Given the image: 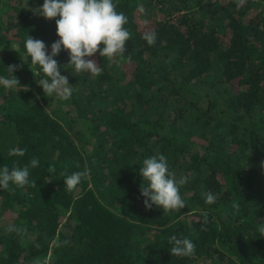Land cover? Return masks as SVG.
Returning <instances> with one entry per match:
<instances>
[{"label": "trees", "instance_id": "trees-1", "mask_svg": "<svg viewBox=\"0 0 264 264\" xmlns=\"http://www.w3.org/2000/svg\"><path fill=\"white\" fill-rule=\"evenodd\" d=\"M43 2L0 0V76L14 65L20 83L0 85V169L29 165L35 184L0 188V264H264V0H113L125 55L97 52L94 76L62 49L68 100L44 96L24 59L28 36L49 55L59 39L34 14ZM160 154L187 177L180 211L144 206L140 167ZM85 169L67 191L64 176ZM173 235L195 253L171 255Z\"/></svg>", "mask_w": 264, "mask_h": 264}, {"label": "clouds", "instance_id": "clouds-1", "mask_svg": "<svg viewBox=\"0 0 264 264\" xmlns=\"http://www.w3.org/2000/svg\"><path fill=\"white\" fill-rule=\"evenodd\" d=\"M243 0H241V3ZM34 14L42 16L46 20L55 19L57 41L51 45V55L46 51V45L39 39L30 36L25 41L26 57H31V66H39V71L33 73L41 76L37 84L42 87L44 96H56L61 100H68L72 95L68 78L61 75L60 65L54 59L61 50H65L69 55V63L77 73H91L99 76L103 69L98 67L95 59H90L97 52L102 58L113 61L117 57L125 55L126 43L131 38V33L125 27L128 20L122 11H117V5L113 0H44L42 7L34 9ZM140 11L144 9L140 6ZM58 17V19H57ZM149 46L156 43L154 32H145L142 36ZM103 45V47H101ZM12 73L10 78L0 76V85L6 88H15L20 85L18 78L13 74L16 66L7 67ZM26 149L11 150V155L23 156ZM38 159L33 157L30 167L38 166ZM50 171H55L50 169ZM29 165L13 167L8 166L0 169V188L9 189V185L17 187L29 185ZM89 175V170L76 171L63 178L67 191H73L81 183L82 179ZM142 183L140 193L144 197V206L151 209L153 206L164 213L180 211L186 207L185 201L180 195V187L185 185L187 177L175 178V174L169 171L167 159L163 154L153 155L143 160L140 167ZM31 186H35L31 183ZM216 197L208 193L206 203H215ZM238 207V205H234ZM207 214L204 216V223H207ZM201 230H204L203 227ZM7 231L20 233L24 230L9 226ZM264 237V225L258 228ZM67 243V241H65ZM171 248L169 253L175 256L188 257L195 253V245L188 238H177L173 235L169 238Z\"/></svg>", "mask_w": 264, "mask_h": 264}]
</instances>
